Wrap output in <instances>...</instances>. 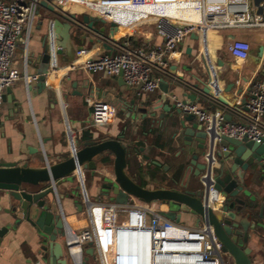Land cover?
Returning a JSON list of instances; mask_svg holds the SVG:
<instances>
[{
  "label": "crops",
  "instance_id": "1",
  "mask_svg": "<svg viewBox=\"0 0 264 264\" xmlns=\"http://www.w3.org/2000/svg\"><path fill=\"white\" fill-rule=\"evenodd\" d=\"M55 7H60L65 14L81 24L83 29L73 27L70 35L65 31L63 35L57 36V33L50 30L47 10L39 8L28 46L26 48L21 41L17 43L11 65L21 73L26 72L31 79L37 80L42 71L51 70L55 61L57 69L48 74L45 86L35 85L29 88L31 80L27 82L26 79L20 78L5 89L0 106V161L16 163L29 161L30 165L39 167L43 165L38 159L41 156L50 162H58L68 158L74 151V145L79 146L83 140L123 135L127 143L130 142L139 149L130 157L129 171H138L136 165L141 166L142 171H170L164 172V177L149 178L151 181H147L146 178V183L148 182L151 187L174 185V180L180 181L193 176L198 170L197 166L191 165L190 153L182 150L184 144L180 120L188 114L174 111V115L168 117L166 113L167 121L162 122L160 115L163 110L156 107L157 100L162 94L159 87L152 92H144L137 86L127 85L118 74L107 76L101 72H87L80 67L71 68L72 63L78 59L76 52L79 48L91 49L96 55L112 53L115 49L109 42V46H105L104 40H97L95 31L83 23L82 15L86 11L79 9L77 5L56 4ZM71 7L77 10L72 12ZM116 10L118 8L111 10V17L125 24V14ZM100 26L101 24H95V27ZM148 26L154 27L148 30ZM85 28L89 31H85ZM134 33L136 38H132L131 42L135 47L149 50L164 43V38L157 33L154 23L140 26ZM123 34L124 32L116 33L115 39L122 37ZM237 37L245 38L252 44L247 59H239L229 51L230 43ZM48 43L58 50L56 60L49 64L40 61V68L29 63V57L40 55L43 52V45ZM261 45L264 46V34L259 29L209 30L205 35L199 34L198 40L193 39L190 34L179 43L175 53L170 56L169 71L159 77L169 82L168 96L175 102L177 100L173 96L184 100L185 92L194 91L189 86L195 82V77L203 74L206 77L205 81L213 88L208 94L198 92L197 98L192 102H196L209 112L220 111L224 116L229 114L230 121L238 122L242 119L243 100L248 101L251 98L248 86L257 77L263 59V55L256 54ZM189 47L191 56L187 53ZM172 65H177V69H172ZM229 84L231 86L226 91ZM214 86L219 88L218 92ZM225 91L231 97V101L223 96ZM93 96L113 106V116L105 124H96L93 121L92 106L87 100ZM196 120L184 121V124L191 127ZM140 147L144 149L140 150ZM144 155L149 156V159L144 158ZM106 157L108 160H104ZM113 158V155L105 154L97 159L96 179L92 178L90 170H85V187L93 205L111 204L107 198H99L98 181L104 177H112ZM154 160L160 164L153 163ZM201 161L200 157L197 164ZM179 166L182 167L183 174L177 179L174 177V171H177ZM262 176L261 171L254 173L251 185L257 212L260 206L264 205ZM55 189V198L52 195L50 198L54 199L53 206L64 215L66 221L75 229L92 226L90 210L80 188L79 178L74 176L61 179L56 183ZM148 204L151 209L158 212L169 209V205L161 201ZM1 207L0 227L13 225L14 218L4 210L7 202H1ZM117 209L120 218L123 219V206H117ZM196 222L197 218L194 215L184 214L180 224L196 226ZM247 246L251 249L254 261L264 263V228L259 232L250 231ZM88 247L89 243L84 250ZM43 253L45 254L41 249L35 227L27 221H22L15 229L11 227L3 237L0 244V264H45ZM98 256L100 258L99 254ZM223 256L226 264H234L230 255L224 253ZM69 264L74 262L70 259ZM85 264L99 263L96 257H90Z\"/></svg>",
  "mask_w": 264,
  "mask_h": 264
},
{
  "label": "built area",
  "instance_id": "2",
  "mask_svg": "<svg viewBox=\"0 0 264 264\" xmlns=\"http://www.w3.org/2000/svg\"><path fill=\"white\" fill-rule=\"evenodd\" d=\"M41 0H0V106L7 87L20 78L30 82L26 72L12 67L11 59L16 45L21 41L27 48L33 25L39 14ZM52 5H77L86 13L115 21L119 27L132 26L122 37L109 40L115 49L112 53L96 55L86 47L77 50L78 59L71 68L80 67L87 72L103 73L107 76L122 72L125 83L137 86L144 92L159 87V75L169 71V58L179 43L195 32L205 35L209 30L233 31L261 30L264 34V0L259 5L254 0H46ZM125 1V2H120ZM151 6L150 8H146ZM263 8L259 12V7ZM127 7L125 24L107 15L113 8ZM105 9V12L101 10ZM169 9H175L168 12ZM190 11L198 17L194 19ZM136 12V13H135ZM135 21H139L138 24ZM134 23V24H132ZM154 23L164 43L152 49L135 47L132 37L137 25ZM107 42V43H108ZM112 42V43H111ZM252 44L245 38H234L229 45L230 53L239 58L250 56ZM27 59V56H26ZM54 64L49 73L56 71ZM250 100L241 110L242 119L228 121L222 112H209L196 102L184 103L177 100V106L185 114H193L203 123L209 134L216 140L221 135L262 142L264 140V55L258 68V75L249 86ZM93 121L105 124L113 116V106L96 96L89 97ZM225 149V147H221ZM209 165L215 161L214 151L206 153ZM264 166V157H263ZM202 179L210 192L209 200L220 202L224 199L214 189L211 166L202 173ZM56 190V189H55ZM96 209L100 212L96 213ZM92 226L75 229L65 219L62 238L67 254L74 264H83L85 246L94 241L102 264H226L222 243L213 228L207 224L186 226L165 218L148 203L134 200L123 206V219L116 205H91L89 208Z\"/></svg>",
  "mask_w": 264,
  "mask_h": 264
},
{
  "label": "water",
  "instance_id": "3",
  "mask_svg": "<svg viewBox=\"0 0 264 264\" xmlns=\"http://www.w3.org/2000/svg\"><path fill=\"white\" fill-rule=\"evenodd\" d=\"M260 1L254 0L257 5ZM39 5L47 10L50 30L57 33V36L63 35L65 31L70 35L73 27L83 29L81 24L65 14L60 7L57 8L46 0H41ZM262 11L263 8L260 6L259 12ZM82 21L95 31L97 40H104L105 46H109L107 42L114 40L115 34L121 31L115 21H108L99 16L97 20H93L89 13L82 15ZM96 23L101 26L95 27ZM130 37L136 38V35ZM191 37L198 40L199 34L193 32ZM57 51L50 43L43 45V52L37 57L30 56L29 63L40 68V61L44 64L55 61ZM187 53L191 56L190 47ZM256 54L264 55L263 45L258 47ZM206 68L210 73L209 68ZM172 69L176 70L177 65H172ZM46 72L47 70L42 71L38 80H31L29 88L35 85L45 86ZM118 75L120 79L123 78L122 72ZM205 78L203 74H199L192 85L186 84L194 91L185 92V99L182 102L194 101L198 92L208 94L212 90L213 87L205 81ZM230 86L231 84L225 90L227 91ZM159 88L162 94L157 100L156 107L163 110L160 119L164 122L167 121L166 113L168 117H172L174 111L181 114L182 110L177 106L176 101L170 100L168 96L170 84L166 79L159 80ZM218 89L215 87V91L218 92ZM226 91L223 96L231 101ZM173 97L179 100L175 95ZM247 102V99L243 100L242 109H245ZM195 119L193 114H188L180 120V124L184 144L182 150L190 153V163L196 165L198 170L193 176L185 177L180 181L174 180V185L151 187L148 182L145 185L137 182L128 168L130 157L139 149L130 142L127 143L123 135L105 139L91 137L83 140L79 146L74 145V151L68 158L61 161L50 162L46 157L41 156L38 159L43 165L39 167L30 165L29 161L23 163L0 161V210L1 202L6 201L7 207L4 210L14 218L13 225L0 227V244L11 227L15 229L22 221H27L37 231L41 249L45 252L42 255L45 264H69L71 257L61 241L65 232V219L53 206L54 199L52 200L50 195L55 198V186L59 180L76 176L80 180V188L90 208L93 201L89 199L85 187V170H90L92 178L96 179L97 159L105 154H111L114 157L113 177L99 179V198H107L116 206L129 205L136 199L146 203L153 201L166 203L169 209L159 211L161 216L180 223L184 214H192L197 218L196 226L201 224L211 226L222 243V252L230 255L234 264H259L254 261L247 243L251 230L259 232L264 228V205L260 206L258 212L256 211L255 196L251 187L254 181L253 175L257 171L262 172L264 179L262 161L264 155L261 150L264 140L259 143L247 137L237 139L228 135H221V138L216 140L198 120L191 127L184 124V121ZM225 119L230 121V115L226 114ZM222 146L225 149H222ZM143 149L140 147V150ZM208 150L214 151L215 161L212 165H209L206 158ZM143 157L149 159L147 155ZM200 157L202 161L197 164ZM153 163L160 164L155 160ZM210 166L215 181L214 189L224 196L220 202L209 200L210 192L202 179V173ZM96 251L94 241L89 242V247L84 250L83 264L90 257H95Z\"/></svg>",
  "mask_w": 264,
  "mask_h": 264
},
{
  "label": "rangeland",
  "instance_id": "4",
  "mask_svg": "<svg viewBox=\"0 0 264 264\" xmlns=\"http://www.w3.org/2000/svg\"><path fill=\"white\" fill-rule=\"evenodd\" d=\"M115 9V8H114ZM77 9H75L74 7H71V11L72 12H75ZM103 10H105V9H103ZM91 17H92V19L93 20H97L98 19V16H96V15H94V14H91ZM137 24H138V22H137ZM136 24V26H135V28H134V32H136L137 31V29L138 28H140V26L142 27V26H144V25H147V24H143V25H137ZM134 26V25H133ZM133 26H131V27H133ZM154 27V26H153ZM153 27H147L148 28V30H152L153 29ZM132 138V137H131ZM261 150H262V153H263V155H264V145L262 146V148H261ZM113 172V171H112ZM130 173L131 172H133V173H135V171H129ZM153 172V174H154V176H163L164 175V172H166V173H170V171H152ZM138 173V172H137ZM139 173L141 174L142 173V171H139ZM132 174V173H131ZM142 175V174H141ZM146 175H144V177H145ZM112 177H113V174H112ZM147 177V181H151L150 179H149V176H146ZM97 211V210H96ZM97 213H99V212H97ZM98 252L96 251V253H95V257L97 258V262L100 264V258H99V256H98V254H97Z\"/></svg>",
  "mask_w": 264,
  "mask_h": 264
},
{
  "label": "bare ground",
  "instance_id": "5",
  "mask_svg": "<svg viewBox=\"0 0 264 264\" xmlns=\"http://www.w3.org/2000/svg\"><path fill=\"white\" fill-rule=\"evenodd\" d=\"M120 2H125V1H120ZM78 7V6H77ZM151 6H147L146 8H150ZM118 8V10H116V11H118L119 13H123V14H125V15H128V12L129 11H127V10H125V8L127 9V7H124V8H119V7H116V9ZM128 10H131V9H128ZM173 10H175V9H169V10H167L168 12H172ZM102 12H105V10H101ZM111 13H112V11H111ZM190 13H191V16L194 18V19H196L197 17H198V14L195 12V11H190ZM108 17H109V19H114V18H112L111 17V15L109 14V15H107ZM135 22H138V21H135ZM129 28L130 27H126V26H121V31H120V33H123V32H126L125 30H129ZM97 210V212H100V210L99 209H96Z\"/></svg>",
  "mask_w": 264,
  "mask_h": 264
},
{
  "label": "trees",
  "instance_id": "6",
  "mask_svg": "<svg viewBox=\"0 0 264 264\" xmlns=\"http://www.w3.org/2000/svg\"><path fill=\"white\" fill-rule=\"evenodd\" d=\"M104 160H108V158L106 157ZM129 165H130V159H129ZM135 168L138 170V171H135V172L136 173L138 172L137 175L140 176L141 174L139 173V171H142V167L136 165ZM149 174H151L154 177V174H153L152 171H149ZM182 174H183L182 167L179 166V168L177 169V171H174V177L177 178V179H180L182 177ZM164 176H165V174L163 175V177ZM143 182L146 183V180L144 179ZM254 205H256V203H254Z\"/></svg>",
  "mask_w": 264,
  "mask_h": 264
},
{
  "label": "flooded vegetation",
  "instance_id": "7",
  "mask_svg": "<svg viewBox=\"0 0 264 264\" xmlns=\"http://www.w3.org/2000/svg\"><path fill=\"white\" fill-rule=\"evenodd\" d=\"M131 173H132L133 177L135 178V180L142 185L146 184L143 182V180L147 178L146 176H149V178H153V176L151 174H149V171H142V173H141L142 175H140V176H138L137 175L138 173H136V172L135 173L131 172ZM144 175H146V176L144 177Z\"/></svg>",
  "mask_w": 264,
  "mask_h": 264
}]
</instances>
